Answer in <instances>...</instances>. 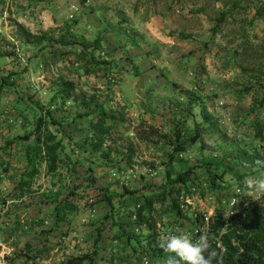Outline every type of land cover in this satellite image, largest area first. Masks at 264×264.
I'll return each instance as SVG.
<instances>
[{
  "label": "rangeland",
  "instance_id": "374dc122",
  "mask_svg": "<svg viewBox=\"0 0 264 264\" xmlns=\"http://www.w3.org/2000/svg\"><path fill=\"white\" fill-rule=\"evenodd\" d=\"M23 2L25 0L0 3V48L15 50L20 58L17 63L0 58V74L27 68L21 79L0 89L1 263L58 264L69 256L95 249V264H144V257L148 262L152 259V263L161 264L162 258L171 255L160 247L162 236L188 232L194 241L198 239L191 230V221L189 218H174L170 211L155 205L157 211L152 213L149 225H138L132 218L136 201L134 196L122 195L124 188L140 192L142 187L158 186L164 181L169 146L162 136L171 135L168 118L181 115L180 109L187 100L182 92L189 90L199 92L209 114L216 119L218 131L211 128L210 135L204 134L201 143L189 145L186 153L174 158L173 174L196 166L194 174L198 180L195 184L199 189L185 197L188 205L186 217L219 211L225 204L223 201L231 197L238 186L246 195L244 181L239 183L228 175L224 179L233 184L230 190L222 183L213 189L209 182L210 173L204 165L220 160L229 163L225 155L235 143L249 148L253 145L254 115L249 113L251 96L243 95L241 87L259 61L249 55L243 59L241 36L247 32V38L254 44L264 37V21L257 20L251 29L248 27L255 8L264 5V0H241L232 17L216 32L213 31L215 19L222 10L230 7L231 0H88L83 12L93 8L96 13L86 18L85 32L83 27L75 25V30L83 33L87 40L93 41L100 32L101 12L96 9L101 4L109 21L115 22L123 17L137 26L134 31L145 32L143 45L134 51L114 48L112 42L113 48L109 47V37L100 43L101 51L95 54L100 60L113 57L114 68L108 74H115L112 75L117 79L114 83L102 75V71L85 75L82 61L76 64L75 55L60 60L56 54L47 59L46 65L37 66L39 59L31 58L36 50L19 47L22 46L18 34L21 25L34 34L47 31L62 36V45H57L56 49L58 52L70 49L72 39L65 32V24L71 23L68 18L72 13L71 5L80 9V0H36L33 6L27 3V10L21 11L18 4ZM120 3L123 10L119 9ZM145 11L150 13L148 25L139 22ZM78 12L75 16L79 15ZM162 25L165 31L160 34ZM119 35L126 39L124 34ZM154 41L159 42L156 47ZM105 46L112 55L102 52L106 50ZM61 78L75 84V94L79 97L86 96V100L94 95L96 103L117 118L115 124L109 121L113 126L104 144L113 150L111 161L104 160L101 151L92 154L89 148L82 146L89 127L86 123L81 124L80 119L70 122L74 113L69 105H65L54 113L63 124L70 125L71 140L60 154L62 161L55 175L47 173L45 167L40 168V173L30 181V192L16 197L15 187L26 166L23 156L25 142L16 141L6 148V141L33 128L40 113L34 102L46 106ZM148 79L156 82L146 85ZM255 90L252 89L254 95ZM218 101L223 105L217 112ZM16 108L22 110L19 115ZM196 120H200L198 115ZM188 123L191 129L194 128L191 120ZM191 134L192 131L187 137ZM128 148L133 153L130 165L126 161ZM247 172H250L248 167L240 166L234 173L240 176ZM262 175L264 172L260 171L249 177ZM104 189L111 196L115 222L133 239L129 244H124L125 237L121 241L113 240L117 229L111 219L104 218L109 209L106 201L101 199ZM219 193L223 194L220 202ZM65 199L77 209L56 224L54 206ZM153 233L157 236L148 244L147 238ZM26 244L30 247V256L20 253ZM150 245L160 248L161 255L153 256ZM133 248L137 251L133 252ZM32 254L37 257L32 258Z\"/></svg>",
  "mask_w": 264,
  "mask_h": 264
},
{
  "label": "trees",
  "instance_id": "16d2710c",
  "mask_svg": "<svg viewBox=\"0 0 264 264\" xmlns=\"http://www.w3.org/2000/svg\"><path fill=\"white\" fill-rule=\"evenodd\" d=\"M36 0H25L23 3H19L18 7L21 11L27 10V3L33 6ZM241 0H231L229 8L222 10L218 17L215 19L213 31H220L223 25L232 17V13L236 10ZM3 4L4 0H0ZM85 3L88 0H80V12L77 10L72 14L70 19V24H65V32L72 39L70 42V49L62 52H58L56 49L57 45H62V36H57L54 33L41 31L37 34L31 33L27 28L19 25L20 32H18L21 38L22 46L20 49L29 47L36 50V53L31 56V58L39 59L37 66L41 63L43 65L47 64V59L50 57H55L56 54L61 58H65L69 55H75V63L78 64L82 61V69L85 75H90L98 71H102V75H106L107 79L111 82H116L117 79L112 75L108 74L110 69L114 68V59L111 56L109 60H100L96 54L100 52V43L106 42L108 39L109 47L124 49L129 43L136 42L135 31L129 22L122 18L115 22H104L99 33L93 38V41L87 40V37L83 33L75 30V25L84 28L86 30V25H81L82 15ZM2 9V8H1ZM98 9V8H97ZM105 7L101 6L97 11L102 14ZM94 12L95 9L90 8ZM79 15L75 16L76 13ZM102 17V15H101ZM257 20L264 21V5L258 6L254 10V14L248 22V27L252 28L254 22ZM250 28V29H251ZM105 33V34H104ZM119 34H124L125 38L120 37ZM108 35V36H107ZM248 33L244 32L241 36L242 47L241 56L249 55L255 57L259 64L254 71L251 72L250 76L246 79V83L242 84L241 91L243 95H250L249 113L254 115L252 121V129L254 131V141L253 145L249 148L247 146H240L238 143L232 145L229 154L225 157L229 160V163H225L223 160L219 162H207L205 163V170L209 172V182L213 189H217L219 183H222L227 190H230V186L233 184L228 180H225V176L228 175L230 179H236L237 182L241 183L246 177L257 172H264V167L257 165L256 161H264V37H261L259 41L254 44L252 40L248 39ZM258 38L257 36H254ZM118 44H115V43ZM78 45L80 48H78ZM105 46L106 51L112 55L109 51V47ZM55 47V48H54ZM73 48H78L75 50ZM113 48V47H112ZM73 49V50H72ZM96 53V54H95ZM107 55V53H105ZM239 55V52H237ZM0 58H9L11 61L17 63L20 58L17 57V52L15 50H2L0 48ZM59 59V58H58ZM241 58V61H244ZM95 62V63H93ZM27 73V68L23 67L21 70H11L5 75L0 74V89H3L7 84H14V81L21 79L23 75ZM117 75V74H116ZM110 77V78H108ZM75 84L66 79H59L56 83L54 92L50 94L48 103L43 106L40 102H34L36 109L40 111L39 116L36 120L35 125L31 130L23 134L22 136H16L12 140L6 141L5 147H10L16 141H24L25 145L23 148V156L25 159V169L22 172L20 179L16 184V197H22L24 193L30 192V181L40 173V168L45 167L47 173L55 175L59 163L62 159L60 154L65 150L67 143L71 140V135L68 132L69 124H63L62 119L59 120L55 115L54 111H60L65 105H69L74 114L73 120H81V124L85 123L89 127L85 135L82 146L89 148L92 154L99 151L102 153V158L107 161L110 160V154L112 149L105 146L106 135L112 128L113 123L117 121L111 114L106 112L103 105L96 103L94 95H90L85 100L86 96H78L75 94ZM255 88V95L252 89ZM253 93V94H251ZM182 95L186 97V104L182 109H180L181 115L176 117L172 116L168 118V122L172 127L171 135H163L167 139L169 146V153L167 154V162L165 169L164 181L158 186H147L142 187L140 192H135L128 188H124L123 196H134L135 208L134 214L132 216L133 221L138 225L147 224L149 225L152 213L157 211L155 205L159 208H163L164 211H170L174 218L186 219L189 218L191 221V229L194 232L195 238H198L203 232H207L211 239L213 247H216L219 251H222V264H264V208L259 206L264 203V195L259 196L253 200H250L246 207L239 205L235 212L228 218H225L219 211H215L212 215L208 217V223L205 226V231L201 230L204 225L203 215L201 213H195L193 216L186 217L185 208L188 205L185 204V197L191 193V191L198 190L196 179L198 176L194 174L196 166L190 167L183 172L176 174L172 173V164L174 158L179 154H184L187 152L188 146L196 143H201L203 136L210 135L209 130L211 128L218 131V126L216 119L213 115L209 114L206 104L202 100L199 92L184 90ZM82 99H79V98ZM104 96V98H106ZM23 101V99H19ZM180 106L179 103H176ZM82 109L81 111L79 109ZM17 115L20 114L22 110L17 109ZM200 117V120H196V116ZM18 117V116H17ZM191 120L193 127L189 125L188 121ZM109 121H113L112 124ZM167 121V120H166ZM73 124V123H72ZM78 126V125H77ZM192 131V134L187 137V135ZM107 147V148H106ZM132 151L128 148L126 151V161L130 165L132 158ZM240 166H246L250 169V172L243 173L240 176L236 175L235 169H239ZM93 182V180H90ZM238 183V184H239ZM89 185V184H88ZM204 185V184H203ZM219 187V186H218ZM241 187V186H238ZM138 193L137 195H135ZM244 193V192H243ZM101 199L105 200L109 206L108 212L105 213L106 219H111V224L117 229V233L114 234V241L123 240L125 237V243L129 244L133 241L129 237L120 224H117L113 218L114 206L112 204L111 196L108 194L107 190L101 192ZM245 195V193H244ZM223 197L222 193L218 194V202H220ZM77 209L76 205L69 200H64L63 202L58 201L54 206V221L59 223L68 213H71ZM99 236V235H98ZM156 234H150L147 238L148 244H151L155 239ZM98 240L95 241V243ZM131 245V244H130ZM152 255H161V249L158 247L149 246ZM30 247L26 244L25 250L21 251V255L30 256L28 251ZM137 249L133 248V252ZM142 251H147L142 249ZM158 251V252H156ZM37 257L36 254H32V258ZM145 258V257H144ZM167 257L162 258V263ZM147 259V257L145 258ZM96 260V250L91 252H82L77 255L69 256L68 258L62 260L58 264H95ZM149 260V259H148ZM147 261L146 264H154Z\"/></svg>",
  "mask_w": 264,
  "mask_h": 264
},
{
  "label": "clouds",
  "instance_id": "9594fccd",
  "mask_svg": "<svg viewBox=\"0 0 264 264\" xmlns=\"http://www.w3.org/2000/svg\"><path fill=\"white\" fill-rule=\"evenodd\" d=\"M257 165L264 167V161H256ZM244 187L246 195L253 199L264 195V175L259 178L246 177ZM238 200H233L227 214H232ZM160 247L169 253L164 264H222V251L213 247L207 232L199 235L195 241L192 234L180 232L174 235H165L160 239Z\"/></svg>",
  "mask_w": 264,
  "mask_h": 264
},
{
  "label": "crops",
  "instance_id": "0c3cea01",
  "mask_svg": "<svg viewBox=\"0 0 264 264\" xmlns=\"http://www.w3.org/2000/svg\"><path fill=\"white\" fill-rule=\"evenodd\" d=\"M95 3H97V2H95ZM85 5H87V3H85ZM102 5V4H101ZM101 5H98V9H100L101 8ZM121 7V8H120ZM85 9V8H84ZM98 9H96V11L98 10ZM119 9L120 10H123V6H121V3H120V6H119ZM99 12V11H98ZM105 12V10L102 12V17L100 18L101 20H100V24L98 25V27H99V30H98V32L101 30V27H102V25H103V23L104 22H111V23H115V22H117L118 20H120L121 19V17L120 18H118V20H116L115 22H112V21H109L107 18H106V13H104ZM96 12H95V10H94V12H87V13H85V12H83V17H82V23H81V25H86V23H87V21H86V18H89V16H93L94 14H95ZM123 18V17H122ZM127 22H130L128 19H125ZM150 20V13H148L147 11H145L142 15H141V17H140V20H139V22H141V23H143V24H149V21ZM140 23V24H141ZM130 25H132V27H133V29L134 28H136L137 29V26L136 25H134V23L132 24V22L130 23ZM87 26V25H86ZM94 26V25H93ZM79 27H80V25H79ZM95 27V26H94ZM139 32H136L135 31V34H136V38H135V40H136V42L134 43V42H132V43H129L130 45H128V46H126V49L127 50H129V51H134L136 48L138 49V46H142L143 44V42L145 41V39L146 38H144L145 37V32H142L140 29L138 30ZM165 30H164V28H163V25L162 26H160V30H159V32H160V34H162L163 32H164ZM154 43H155V45H153L154 47H156V45L159 43V42H156V41H154ZM146 45V44H145ZM152 78V77H151ZM156 82V80H153V79H151L150 81H149V79H148V82H146L145 84L146 85H148V84H153V83H155Z\"/></svg>",
  "mask_w": 264,
  "mask_h": 264
},
{
  "label": "built area",
  "instance_id": "2783aa9c",
  "mask_svg": "<svg viewBox=\"0 0 264 264\" xmlns=\"http://www.w3.org/2000/svg\"><path fill=\"white\" fill-rule=\"evenodd\" d=\"M71 11L72 13L69 15V18L72 17V14L74 12H76L78 10V7L74 4L71 5ZM223 105V102L222 101H218L217 104H216V107H215V111H219L220 108L222 107ZM113 175H115V173L113 172ZM238 200V204L234 207L233 209V212L232 214L235 212V209L241 205L243 207H246L247 204L249 203V201L251 200L250 198H248L246 195H244L243 191H242V187H237L235 190H234V194L229 197L227 200L223 201L225 204L223 205V207L219 210V213H221L225 218H228L230 217L232 214H227L228 213V210L231 208V205H232V201L233 200ZM264 204H260L259 206H262ZM214 213V212H213ZM213 213H209V214H204L203 216V221H204V225L203 227L201 228V230L205 231V226L207 225L208 223V217L210 215H212ZM3 257V256H2ZM143 261H144V264L147 263V260L145 258H143ZM0 264H5V263H1V258H0Z\"/></svg>",
  "mask_w": 264,
  "mask_h": 264
}]
</instances>
